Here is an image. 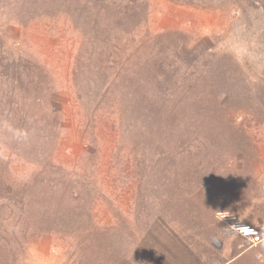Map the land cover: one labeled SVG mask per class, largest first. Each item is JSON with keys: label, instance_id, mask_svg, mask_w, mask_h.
Segmentation results:
<instances>
[{"label": "rangeland", "instance_id": "1", "mask_svg": "<svg viewBox=\"0 0 264 264\" xmlns=\"http://www.w3.org/2000/svg\"><path fill=\"white\" fill-rule=\"evenodd\" d=\"M165 190H264V0H0V264H118Z\"/></svg>", "mask_w": 264, "mask_h": 264}, {"label": "crops", "instance_id": "2", "mask_svg": "<svg viewBox=\"0 0 264 264\" xmlns=\"http://www.w3.org/2000/svg\"><path fill=\"white\" fill-rule=\"evenodd\" d=\"M165 214L118 264H264V190H165ZM155 230V231H154Z\"/></svg>", "mask_w": 264, "mask_h": 264}, {"label": "built area", "instance_id": "3", "mask_svg": "<svg viewBox=\"0 0 264 264\" xmlns=\"http://www.w3.org/2000/svg\"><path fill=\"white\" fill-rule=\"evenodd\" d=\"M252 229H250L251 231ZM255 232L256 233V236L254 238L256 239H259V238H262V235H263V232L262 231H256V230H253L252 233Z\"/></svg>", "mask_w": 264, "mask_h": 264}, {"label": "trees", "instance_id": "4", "mask_svg": "<svg viewBox=\"0 0 264 264\" xmlns=\"http://www.w3.org/2000/svg\"><path fill=\"white\" fill-rule=\"evenodd\" d=\"M226 123V122H225Z\"/></svg>", "mask_w": 264, "mask_h": 264}]
</instances>
